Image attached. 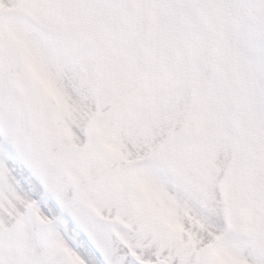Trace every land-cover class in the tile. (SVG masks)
Here are the masks:
<instances>
[{
	"label": "snow or ice",
	"instance_id": "obj_1",
	"mask_svg": "<svg viewBox=\"0 0 264 264\" xmlns=\"http://www.w3.org/2000/svg\"><path fill=\"white\" fill-rule=\"evenodd\" d=\"M0 264H264V0H0Z\"/></svg>",
	"mask_w": 264,
	"mask_h": 264
}]
</instances>
